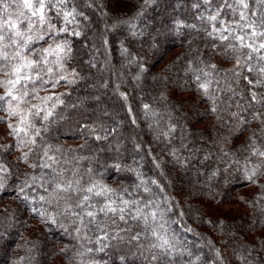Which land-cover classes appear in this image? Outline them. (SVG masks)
<instances>
[{
	"label": "clouds",
	"instance_id": "1",
	"mask_svg": "<svg viewBox=\"0 0 264 264\" xmlns=\"http://www.w3.org/2000/svg\"><path fill=\"white\" fill-rule=\"evenodd\" d=\"M29 2L31 7L26 6L24 0H0V21H3L0 22V89H3L0 92V101L4 105V115H0V122L7 124L10 129L8 135L16 141L18 154L14 153V167H17L22 178L20 195L23 200H34L43 209L40 213L41 219L33 221V224H42L46 228L51 223L64 229L77 242L75 246L59 249L57 255L66 254L65 264H89L87 254L91 249L87 248V244L91 240V233L107 232L108 228L115 224L113 221L116 218L110 213L103 214L102 219L98 220L99 209L109 202H114V196L120 201L117 206H123L122 202L125 200L120 194L128 189L123 185L109 187L104 184L102 178L106 173L115 170L116 173L132 172L137 175L140 182L135 186L130 199L126 200L129 205L136 202L134 197L138 192H148L150 198L154 196L151 188L147 186L149 184L155 185L160 192L163 191L158 180L143 179L141 167L149 163V157L151 167L169 185L172 183L163 171L164 165L168 163L165 157L183 161L184 157L174 147L175 133L179 126L181 144L186 147L184 141L188 137L184 124L186 119L195 121L201 112L208 111L207 105L199 103L204 97L211 101V142L215 149L214 153L210 152L205 158L210 159L211 155L215 154L223 164V167H217L212 172L210 179L218 180L221 186L227 187L237 178L236 174L241 173L264 194V48L260 47L264 44V36L259 35L264 33V4L260 0H255L256 7H252V0H220L233 17L228 23L227 34L224 30L214 33L205 28L207 36L216 35L219 43L211 44L207 60L202 58L203 53L199 48L188 51L190 60L183 69L197 82L196 103H189L187 110L177 117L175 102L170 100L169 88L165 82L151 103H145L141 99L138 117L130 122L135 127L126 136L121 127L128 123L127 118L118 122L120 126L114 133L107 132L103 123L85 127L82 124L86 111L83 100L69 103L64 99L67 90L83 79L74 69L66 66L73 57L70 41H60L56 38L60 31L67 32V27L57 29L53 23V20L61 17L68 21L64 13L68 0ZM145 2L154 3L155 0ZM203 2L208 5L211 0L208 3H205V0ZM102 3L103 0H82V7L92 8ZM41 5L45 9L43 19L39 14L33 15ZM53 12L55 16L49 15ZM80 15L83 13H76L69 22L74 23L76 16ZM8 16H14V19L7 21ZM84 19L87 20L88 17L85 16ZM200 19L204 21L205 16L201 15ZM207 20L210 21L208 17ZM5 23L8 27H5ZM129 23L119 21L110 28L114 30L120 24ZM189 27L195 28V25ZM108 30L110 29L105 20V32L100 37L101 41L106 37ZM176 34L183 33L178 28ZM250 38L256 42L253 48L248 47L247 41ZM42 41L44 43H41ZM104 51L103 59L99 56V50L94 52L93 61L90 63H93V66L95 63H102L105 74L111 70L118 81L116 92L123 97L125 105L130 109L128 97L131 91L125 94L121 89L128 86L129 77L134 82L132 87L140 88L142 76L146 71L143 68V57L147 56L151 49L142 54L139 63L126 58L120 68L111 66V57L107 55L106 49ZM121 54L126 55L124 52ZM221 64H230L231 67L221 70ZM132 65L138 69L136 74L130 71ZM19 67H22L21 72L16 71ZM249 72L251 76L248 75ZM61 80L67 81L62 86L64 92L53 97L52 89L47 85L56 87ZM243 80H246L247 84H242ZM201 84L207 85L206 91ZM102 87H107V84ZM9 97L11 99H8ZM105 115L110 116L111 113L106 112ZM140 120L145 121V127H141ZM241 131L246 132V137L236 151H232L230 146L233 137ZM69 136H79L80 139L69 143L67 139H63ZM109 136H113L111 147L105 145L92 155L83 154L89 149V140L86 137L107 141ZM146 136H150V144L145 140ZM3 139L4 137L0 136V140ZM199 139L202 144L209 143V137L203 130L200 131ZM125 141L132 145L135 155L139 157L138 160H133L132 164L126 162L122 152ZM10 147V142L0 143V153ZM194 157L195 152L190 150L188 159ZM9 175L3 159H0V189L4 187ZM32 186L43 188L46 195L37 192L33 197L27 191ZM89 188L93 191L89 192ZM146 188L148 191H145ZM97 192L101 194L96 195ZM85 197H88L87 201ZM154 203H159V200L155 199ZM163 203L167 206L166 212L171 211L168 201L164 200ZM258 207L264 213V205L258 204ZM88 210H95L98 214L90 220L85 215ZM81 220L85 223L81 224ZM16 221L15 208L6 215L0 214V242L8 236L9 230L16 226ZM177 222L175 219L167 221L169 228ZM261 225L264 226V219L261 220ZM152 228L150 225L145 231L143 244L145 252L150 254L154 250H160L150 247L156 243L151 235ZM33 231L38 229L32 226L23 229L20 242L12 250V264H40L36 255L37 241L32 239ZM161 253L162 250L159 251L161 258L166 256Z\"/></svg>",
	"mask_w": 264,
	"mask_h": 264
},
{
	"label": "trees",
	"instance_id": "2",
	"mask_svg": "<svg viewBox=\"0 0 264 264\" xmlns=\"http://www.w3.org/2000/svg\"><path fill=\"white\" fill-rule=\"evenodd\" d=\"M254 2L255 0H252V4ZM216 10L219 11L218 19L208 21L207 17L215 15ZM81 12L83 15L76 16L74 23L69 22L76 13ZM64 13L69 14L68 21L61 17L53 20V23L56 24L57 29L67 27L68 31H60L56 38L60 41H70L73 57L66 66L83 77L67 90L64 99L69 103L83 100L86 111L82 124L85 127L103 123L107 132L114 133L120 126L118 122L127 118L128 123L121 127L125 136L135 127L130 122L138 117L141 99L145 103H151L165 82L169 88L170 100L175 102L177 117L182 111L187 110L186 106L189 103H196L197 82L190 73L186 74L183 70L190 60L187 52L199 48L203 53L202 58L207 60L211 44L219 41L216 35L208 37L205 28L214 33L227 29L225 31L227 34L228 23L233 19L230 10L224 8L220 0H211L208 5L204 4L203 0H155L154 3H146L145 0H103L102 5H95L92 8L82 7V0H68ZM49 15L55 16V13ZM201 15L205 16L204 21H201ZM85 16L88 17L87 20L84 19ZM6 19L11 21L14 16H8ZM105 20L110 30L101 41L100 37L105 32ZM119 21L130 23L120 24L111 30L110 26L118 24ZM191 25H195V28L189 27ZM5 27H8L7 23ZM178 28L182 35L176 34ZM76 32L81 34L76 35ZM247 43H251L254 47L256 42L250 38ZM37 46L33 45V47ZM104 49L111 57V66L115 68H120L126 58L139 63L142 54L151 49L147 56L143 57V68L146 71L142 76L140 88H133L134 82L129 77L128 86L121 89L125 94L131 91L128 97L130 109L125 105L123 97L116 92L118 81L111 70L105 74L102 63H95L94 66L90 63L93 61V53L97 50L100 58L103 59ZM122 52L126 55H122ZM220 67L224 70L231 65L221 64ZM130 71L136 74L138 69L132 65ZM66 83L67 81L61 80L56 87L51 84L47 87L52 89L54 97L64 92L62 86ZM241 83L247 84V81L243 80ZM104 84H107L105 88L114 94L115 102L112 103L110 99L103 97L106 90L101 86ZM2 91L3 89H0V92ZM86 98L90 101H85ZM199 103L207 105L208 111L201 112L195 121L186 119L184 124L188 137L184 141L186 147L181 144L179 126L175 133L174 147L184 157L183 161H177L170 156L165 157L168 163L164 165L163 171L172 183L169 185L151 167V157H149V163L141 167L143 179L158 180L163 191L160 192L155 185L149 184L147 186L154 194L152 198L148 192H138L134 197L138 202L137 206L144 208L145 214L150 211L163 214L162 218L158 216V223L164 225L166 238L173 245L172 254L161 258L160 250H154L152 254L145 252L143 221L132 219L127 213L125 220H119L118 216L110 213L116 218L115 224L110 226L107 232L91 233V240L87 244V248L91 249L87 254L89 264H264V226L261 225L264 213L258 207V204L264 205V194L241 173H237V178L227 187L221 186L218 180L210 179L212 172L217 167H223V164L215 154L211 155L210 159L205 158L210 152H215L211 142L213 137L210 127L211 101L204 97ZM3 106V102L0 101V115H4ZM106 112L111 115L106 116ZM139 123L142 128L146 126L143 120ZM201 130L209 137L208 144L201 143L199 139ZM9 131L7 124L0 122V136L4 137L0 143H11L7 151L0 153V159H3L10 174L6 178L4 187L0 189V214L6 215L15 208L17 221L16 226L9 230L8 236L0 242V264H12V250L20 242L26 226L38 229L32 232V239L37 241L36 255L40 264H57V262L65 264L66 254L57 255L59 249L75 246L77 242L64 229L51 223L46 228L42 224H33V221L41 219L40 213L43 209L34 200H23L20 195L19 186L22 178L17 167H14L16 141L8 135ZM245 137L246 132L237 133L233 137L230 149L236 151ZM86 138L89 140V149L83 153L84 155H92L105 145L111 147L110 142L113 140V136H109L107 141L95 137ZM63 139L72 143L74 140L78 141L80 137L69 136ZM145 140L151 143L150 136H146ZM190 150L195 152V157L191 160L188 159ZM106 151L105 149V153ZM122 152L129 164L139 159L132 145L127 141ZM102 182L109 187L125 186L128 191L120 195L124 200H128L140 180L132 172L116 173L115 170H110L103 176ZM27 191L33 197L37 192L46 195L44 189L38 186L29 187ZM155 199H158L159 203H154ZM164 200L168 201L171 211L166 212L167 206L163 203ZM113 201L115 206L120 204L115 196ZM145 203L148 207H145ZM130 211L134 214L136 207L130 205ZM102 215L99 214L97 219H102ZM172 219L178 222L169 228L167 221ZM83 223L85 222L81 220V224ZM151 226L156 227V224L152 223ZM136 236H139V239H135ZM153 254L156 255V259H152Z\"/></svg>",
	"mask_w": 264,
	"mask_h": 264
},
{
	"label": "snow or ice",
	"instance_id": "3",
	"mask_svg": "<svg viewBox=\"0 0 264 264\" xmlns=\"http://www.w3.org/2000/svg\"><path fill=\"white\" fill-rule=\"evenodd\" d=\"M25 5L28 7H31V4L29 2V0H24ZM209 0H205V3H208ZM260 2L262 4H264V0H260ZM44 7L43 5H41L38 9H36V11L33 12V15L39 14L41 16V19H43V14H44ZM69 14H65V17L67 19ZM218 15H219V11L218 14L215 15H211L208 17V19L210 21H215L218 19ZM11 26V25H10ZM225 31H227V29H225ZM255 35V32L253 33ZM259 35L264 36V33H260ZM249 48H253V45L251 43L248 44ZM261 48H264V44L260 45ZM17 72H21L22 71V67H19L16 69ZM201 87L205 89V91L207 90V85L205 84H201ZM249 179H251V177H249ZM89 192H92L93 189L89 188L88 189ZM145 191H148V189L146 188ZM100 192H97L96 195H100ZM85 201L88 200V197L84 198ZM123 206H115L114 202H109L108 204H106L103 208L99 209V213L100 214H104V215H108L109 213H111L113 216H118L119 220H125L126 219V213L128 215L131 216L132 219L135 220H142L143 224L145 225V231H147L148 227L152 224L155 223L156 227H153L151 230V235L152 237L155 239L156 243L151 245L150 247L152 248H157L162 250V255H171L172 252V248L173 245L172 243L169 241V239L166 238V233L164 232V225L163 223H158V216L162 218L163 214L162 213H158L157 211H150L147 214H145L144 212V208H141L138 205V202H133V204L131 206H135L136 207V211L135 213H131L130 211V205L128 201H123L122 202ZM145 207H148V204L145 203ZM98 214L97 211L95 210H88L85 212V215L91 219L95 218V216ZM115 223V221H113ZM105 239H107V237H105ZM135 239H139V236H136ZM156 255L153 254L152 259H156Z\"/></svg>",
	"mask_w": 264,
	"mask_h": 264
},
{
	"label": "rangeland",
	"instance_id": "4",
	"mask_svg": "<svg viewBox=\"0 0 264 264\" xmlns=\"http://www.w3.org/2000/svg\"><path fill=\"white\" fill-rule=\"evenodd\" d=\"M252 7H256V3L255 2L252 4ZM263 50L264 49H262V51ZM248 75L251 76L252 74L249 72ZM102 89L103 90H106L105 93H103V95H104L103 97H105L106 99H110L112 103L115 102V96H114V94L108 88L106 89L105 87H102ZM85 101L89 102L90 99L89 98H86Z\"/></svg>",
	"mask_w": 264,
	"mask_h": 264
}]
</instances>
